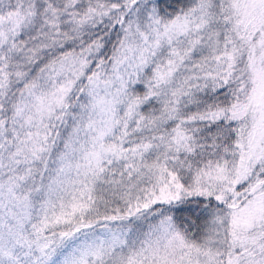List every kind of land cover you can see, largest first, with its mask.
<instances>
[{
	"label": "snow or ice",
	"instance_id": "1",
	"mask_svg": "<svg viewBox=\"0 0 264 264\" xmlns=\"http://www.w3.org/2000/svg\"><path fill=\"white\" fill-rule=\"evenodd\" d=\"M0 264H264V0H0Z\"/></svg>",
	"mask_w": 264,
	"mask_h": 264
}]
</instances>
